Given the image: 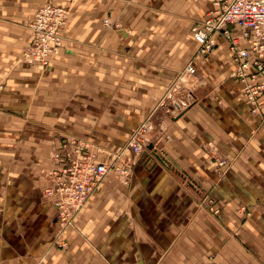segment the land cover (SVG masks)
Masks as SVG:
<instances>
[{"label":"crops","instance_id":"1","mask_svg":"<svg viewBox=\"0 0 264 264\" xmlns=\"http://www.w3.org/2000/svg\"><path fill=\"white\" fill-rule=\"evenodd\" d=\"M48 1L69 10L63 45L46 65L26 62L30 24ZM209 7L0 0V264H264V108L253 111L231 76L227 40L197 55L191 28ZM146 122L153 148L122 153ZM67 137L104 147L99 160L121 172L58 243L44 191ZM162 150L182 170L155 156Z\"/></svg>","mask_w":264,"mask_h":264},{"label":"built area","instance_id":"2","mask_svg":"<svg viewBox=\"0 0 264 264\" xmlns=\"http://www.w3.org/2000/svg\"><path fill=\"white\" fill-rule=\"evenodd\" d=\"M210 7L204 20L191 28L197 44V55L208 56L217 46L218 38L229 42L232 64L231 76L244 84L246 99L258 111V97L264 93V82L258 76L264 72V0H207ZM68 20L66 9L51 2L42 5L30 24L31 41L22 53L26 62L46 65L63 42V30ZM185 72L196 76L190 63ZM149 122L141 125L122 148L141 153L151 142ZM94 148V150L92 149ZM107 151L100 145L67 137L55 146L52 158L60 169L52 171L51 184L45 195L58 209V236L68 229L87 202L98 192L101 183L111 172H121L114 162H101L99 157Z\"/></svg>","mask_w":264,"mask_h":264},{"label":"water","instance_id":"3","mask_svg":"<svg viewBox=\"0 0 264 264\" xmlns=\"http://www.w3.org/2000/svg\"><path fill=\"white\" fill-rule=\"evenodd\" d=\"M177 105V103H176ZM149 148H153V145H149ZM155 156L167 167L175 170H182L180 165L174 160L172 159L164 150L162 151H155ZM170 164L174 167H171Z\"/></svg>","mask_w":264,"mask_h":264},{"label":"rangeland","instance_id":"4","mask_svg":"<svg viewBox=\"0 0 264 264\" xmlns=\"http://www.w3.org/2000/svg\"><path fill=\"white\" fill-rule=\"evenodd\" d=\"M48 2H50V1H48ZM46 3H47V2H46ZM57 6L66 9L67 14H68V18H69V10H68V8H66V7H64V6H62V5H57ZM35 14H36V13H35ZM67 22H68V20H67ZM66 24H67V23H66ZM196 24H197V23H196ZM65 27H66V25H65ZM64 30H65V29H64ZM64 30H63V32H64ZM29 44H30V42H29L28 44H26V45L23 47V50H22V52H21V54H20V55H21V58H22V55H23L22 53L24 52V50L26 49V47L29 46ZM62 45H63V42H62ZM62 45H61V47H62ZM61 47H60V48H61ZM60 48H59V49H60ZM59 49H58V50H59ZM58 50H57V51H58ZM212 52H213V51H212ZM212 52H211V53H212ZM55 54H56V53H55ZM55 54H54V55H55ZM53 57H54V56H53ZM53 57H52V58H53ZM52 58H51V59H52ZM51 59H50V60H51ZM22 60H23V59H22ZM3 89H4V87L0 85V93L3 91ZM132 135H133V134H132ZM132 135H131V136H132Z\"/></svg>","mask_w":264,"mask_h":264}]
</instances>
